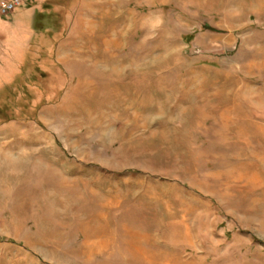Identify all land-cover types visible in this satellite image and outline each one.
I'll return each instance as SVG.
<instances>
[{"label":"rangeland","instance_id":"374dc122","mask_svg":"<svg viewBox=\"0 0 264 264\" xmlns=\"http://www.w3.org/2000/svg\"><path fill=\"white\" fill-rule=\"evenodd\" d=\"M25 6L26 48L0 18V264H264V0Z\"/></svg>","mask_w":264,"mask_h":264},{"label":"crops","instance_id":"0c3cea01","mask_svg":"<svg viewBox=\"0 0 264 264\" xmlns=\"http://www.w3.org/2000/svg\"><path fill=\"white\" fill-rule=\"evenodd\" d=\"M36 8H25L19 9V12H14L13 16L16 21V25L11 26V32L14 33L11 37V41L8 47H28L35 36V19L37 15ZM22 22V23H21ZM22 24V25H21ZM21 25V26H20ZM15 33H18L20 37H14ZM23 35V36H22ZM22 36V37H21Z\"/></svg>","mask_w":264,"mask_h":264},{"label":"built area","instance_id":"2783aa9c","mask_svg":"<svg viewBox=\"0 0 264 264\" xmlns=\"http://www.w3.org/2000/svg\"><path fill=\"white\" fill-rule=\"evenodd\" d=\"M29 2L30 0H0V18L9 17Z\"/></svg>","mask_w":264,"mask_h":264}]
</instances>
